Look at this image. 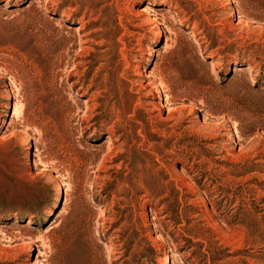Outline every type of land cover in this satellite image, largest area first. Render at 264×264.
Returning <instances> with one entry per match:
<instances>
[{
  "label": "rangeland",
  "instance_id": "rangeland-1",
  "mask_svg": "<svg viewBox=\"0 0 264 264\" xmlns=\"http://www.w3.org/2000/svg\"><path fill=\"white\" fill-rule=\"evenodd\" d=\"M0 264H264V0H0Z\"/></svg>",
  "mask_w": 264,
  "mask_h": 264
},
{
  "label": "bare ground",
  "instance_id": "bare-ground-1",
  "mask_svg": "<svg viewBox=\"0 0 264 264\" xmlns=\"http://www.w3.org/2000/svg\"><path fill=\"white\" fill-rule=\"evenodd\" d=\"M157 93H158V91H157ZM159 95V94H158Z\"/></svg>",
  "mask_w": 264,
  "mask_h": 264
}]
</instances>
